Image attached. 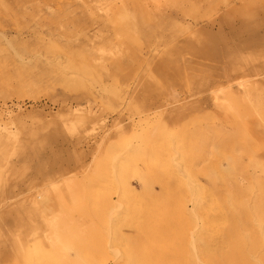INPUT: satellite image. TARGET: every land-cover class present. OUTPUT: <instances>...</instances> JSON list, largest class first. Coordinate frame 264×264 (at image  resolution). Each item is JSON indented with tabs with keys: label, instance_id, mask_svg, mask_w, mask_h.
Listing matches in <instances>:
<instances>
[{
	"label": "rangeland",
	"instance_id": "obj_1",
	"mask_svg": "<svg viewBox=\"0 0 264 264\" xmlns=\"http://www.w3.org/2000/svg\"><path fill=\"white\" fill-rule=\"evenodd\" d=\"M5 1L0 264H71L76 254L87 263L89 228L104 229L90 226L89 207L106 197L117 201L121 180L140 190L141 173L133 166L141 152L160 155L147 161L144 175L158 180L152 182L157 197L145 206L165 210L173 194L178 201L171 200L167 218L176 226L182 207L204 194L190 192L186 182L209 184L206 159L225 166L221 153L232 152L240 162L237 176L253 173L249 154L237 147L255 139L248 124L264 129V0ZM154 113L161 120L145 127L159 126L156 142L143 123L134 126ZM228 132L238 145L225 152ZM214 139L223 145H210ZM136 142L143 151L113 174ZM181 143L184 151L171 159V144ZM190 163L192 169L179 168ZM220 175L214 176L218 185ZM191 226L164 243L183 250ZM28 233L18 254V238ZM122 233L135 238L128 229ZM131 246L124 240L108 249L121 254Z\"/></svg>",
	"mask_w": 264,
	"mask_h": 264
},
{
	"label": "bare ground",
	"instance_id": "obj_2",
	"mask_svg": "<svg viewBox=\"0 0 264 264\" xmlns=\"http://www.w3.org/2000/svg\"><path fill=\"white\" fill-rule=\"evenodd\" d=\"M7 5L5 0H0V10L6 11ZM221 111L224 115H228L230 110L221 109ZM161 117L160 113H154L151 116L143 114L139 116L134 126H140L143 123L145 127L154 120L159 122ZM262 123L264 124V120ZM150 127H155V129L148 131ZM150 127H145L143 131L147 130L145 135L149 133V137L156 142L160 134L159 126L150 125ZM248 128L255 134V139L250 138L247 143L237 148L241 150V153L249 154V161L254 166L253 173L247 172L245 177L237 176L240 162L232 152L225 156H223L224 153L219 155L220 158L226 160L225 166L222 159L220 161L206 159L208 167L205 168L207 170L204 173L207 175L209 184L203 187L192 180L186 182L184 186L190 192H195L198 188L203 189L204 194L195 201L191 200L189 209L182 207L179 218L183 219L178 226L167 218L172 211L171 203L173 202L171 200H177L171 197L173 194L168 198L170 203L165 210L159 211L160 209L157 208L154 210L155 213H152L153 209L148 210L145 206L147 201L151 202L157 197V194L152 191V182L158 180L157 177L147 178L144 175L147 161L149 157H160V155L155 150H149L148 153L141 152L137 161L139 164L133 166L141 173L138 179L140 190L136 191L132 188L130 181L124 179L120 183L121 193L117 201L106 197L100 204L89 207L90 226H100L104 229L89 228V255H87L85 264H264V129L253 123L248 124ZM228 136L231 138L228 142H224L223 147L228 149L224 150L225 152L234 151L238 145L234 136L229 135V132L226 137ZM219 140H211L209 144L223 145L222 140ZM101 146L102 141L98 149H101ZM139 146L140 143H137L129 148L124 158L125 161L115 165L113 174L116 173L118 176L123 173L126 168L123 162L132 161L138 154L137 152L143 151V148ZM259 146L261 148L258 150ZM184 149V143L171 144L168 155L172 159L175 155H181ZM202 154L204 156V152ZM209 155L211 153L206 156ZM172 165L176 166L174 163ZM186 167L192 169L193 164L190 163L183 167L181 165L179 168L186 169ZM258 170L260 173L255 174ZM218 172L221 173L218 178L219 185L214 177ZM223 172L230 174L228 182L224 180L225 173ZM168 188H161V192L173 191ZM131 195L133 197H130ZM129 198L136 202L134 206L128 204ZM157 217L161 222L155 225L152 220ZM190 224H192L191 231L184 233L187 237L183 250L175 249L171 244L164 243V240ZM123 229L131 231L135 238L123 235ZM29 237L28 233V236L18 238L17 246L16 243L13 245L20 250L18 254L23 255V242L26 244ZM124 240L135 244L129 248L130 252L117 254L114 248V250L108 249L109 243L120 244ZM144 241L153 243V246L144 248ZM27 247L25 249L28 251L30 248ZM78 257L76 254L71 259V264H84L78 261Z\"/></svg>",
	"mask_w": 264,
	"mask_h": 264
}]
</instances>
